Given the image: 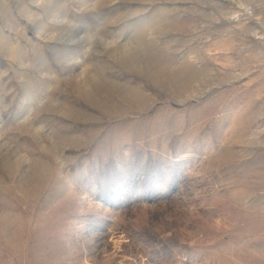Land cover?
I'll use <instances>...</instances> for the list:
<instances>
[{
  "label": "rangeland",
  "instance_id": "1",
  "mask_svg": "<svg viewBox=\"0 0 264 264\" xmlns=\"http://www.w3.org/2000/svg\"><path fill=\"white\" fill-rule=\"evenodd\" d=\"M0 264H264V0H0Z\"/></svg>",
  "mask_w": 264,
  "mask_h": 264
},
{
  "label": "bare ground",
  "instance_id": "2",
  "mask_svg": "<svg viewBox=\"0 0 264 264\" xmlns=\"http://www.w3.org/2000/svg\"><path fill=\"white\" fill-rule=\"evenodd\" d=\"M185 69L186 68H183V69H181V71H179V74H178V76H180L181 77V75H182V73H185L184 71H185ZM187 76V75H186ZM170 78V77H169ZM184 80V79H183ZM182 81V80H181ZM181 81H179V82H181ZM186 81V80H185ZM187 84V83H186ZM182 85H183V83H182ZM180 87V86H179ZM135 95V94H134ZM135 98H137V97H135ZM136 101V100H135ZM133 103V102H132ZM137 103V102H136ZM136 103H134L135 105H137ZM140 103V104H139ZM138 104L139 105H137V106H139L140 107V105L142 104V102L141 101H138Z\"/></svg>",
  "mask_w": 264,
  "mask_h": 264
}]
</instances>
